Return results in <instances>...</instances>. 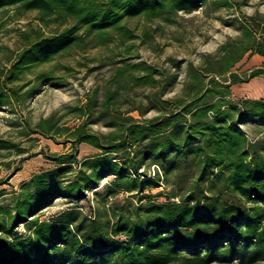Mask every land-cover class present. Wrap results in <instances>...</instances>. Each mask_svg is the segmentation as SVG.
<instances>
[{
	"label": "trees",
	"instance_id": "16d2710c",
	"mask_svg": "<svg viewBox=\"0 0 264 264\" xmlns=\"http://www.w3.org/2000/svg\"><path fill=\"white\" fill-rule=\"evenodd\" d=\"M205 3L232 5L231 0H0V12L10 7L35 10L44 25H56L48 36L37 33L32 41L31 36H23L25 46L10 66L7 81L20 80L23 71L51 62L74 47L106 45L115 38L121 43L133 40L137 36L123 24L126 18L170 20L176 12H188ZM246 18L250 21L241 23V35L220 47L216 59L219 66L214 68L207 61L203 67L214 76L207 83H197L187 101L168 108L172 100L161 99L158 92L152 103L161 115L145 123L129 116L118 118L120 122L110 133V150L125 149L150 137L152 148L144 157L136 160L126 150L121 162L96 158L90 172L81 170L66 184L51 183L50 179L68 168L34 174L27 183L32 191L23 185L11 208L0 207V264H54L59 259L88 264L95 256L102 257L99 264H210L264 256V138L250 141L236 125L245 118L264 119V99L233 102L224 97L230 93V83L242 81L233 72L227 78L225 74L244 53L252 50L264 55V22ZM132 67L142 72L137 76L139 84L154 86L155 67L142 63ZM188 72L197 81L191 65ZM36 80L50 81L51 77L40 72ZM116 93V89L107 90L101 115L112 109ZM11 96L0 93V105ZM91 105L89 99L72 108L75 115L87 117L71 134L78 141L103 149L98 136L83 130L93 113ZM37 127L42 134L60 135L68 129L52 130L48 119ZM168 130L177 134L158 142L160 134ZM4 143L0 139V148ZM151 157L156 158L165 176L178 173L180 158H192L188 162L194 168L193 179L179 202L151 203L135 220L118 214L112 224L92 210L85 212L82 204L59 212L49 221L39 219V213L55 199L82 200L85 189L107 175L126 177L131 171L138 176L130 177L131 188L140 185L142 191V183L149 179L138 174L139 169ZM175 177L178 179L177 174ZM20 225L24 234L17 230Z\"/></svg>",
	"mask_w": 264,
	"mask_h": 264
},
{
	"label": "rangeland",
	"instance_id": "374dc122",
	"mask_svg": "<svg viewBox=\"0 0 264 264\" xmlns=\"http://www.w3.org/2000/svg\"><path fill=\"white\" fill-rule=\"evenodd\" d=\"M235 1L240 5L237 6ZM231 3L228 7L205 3L188 12H176L170 20L143 16L126 18L123 24L137 36L133 40L121 43L115 38L106 45L74 47L60 53L51 62L23 71L21 79L12 83L7 81V75L17 53L25 46L23 36H31L30 41L37 33L48 36L56 25H44L37 19L35 10L10 7L0 12V93L12 95L0 105V139L5 141L0 148V207L11 208L23 185L32 191L27 183L34 174L68 168L50 179L51 183L66 184L81 170L90 172L96 158L121 162L126 150L136 160L144 157L152 148L150 137L125 149L110 150V133L120 122L118 118L129 116L145 123L162 114L153 107L155 93L160 92L161 99L172 100L167 104L169 108L187 101L197 83H207L214 76L203 67L207 61L214 68L219 66L216 59L220 47L241 35V23L250 21L246 17L264 22V0H231ZM134 63L152 65L158 70L154 75V86L139 84L137 76L142 72L132 67ZM189 65L197 81L189 76ZM255 71L260 73L251 76ZM40 72H46L51 80L37 81L36 74ZM231 72L242 81L230 83V93L224 97L233 102L264 99V55L252 50L245 52L225 77ZM113 89L117 93L112 109L101 115L105 94ZM89 99L93 113L83 130L98 136L105 147L103 149L78 141L71 134L87 117L75 115L72 108L84 105ZM43 119L49 120L52 130L68 129L60 135L53 132L42 134L37 124ZM236 125L250 141L264 138V119L245 118ZM175 134L177 132L165 131L160 134L158 142ZM188 159L191 161L192 158L188 157L187 161L180 158L178 173L170 172L165 176L155 163L156 158H147L138 173L149 179L142 183V191L140 185L131 188L130 177H138L131 171L126 177L107 175L95 185L88 186L82 200L55 199L39 213V219L49 221L59 212L82 204L85 212L92 210L111 224L118 214L124 219L135 220L151 203L179 202L180 195L193 179L194 168ZM17 230L24 234L25 228L20 225ZM101 259L95 256L88 264H99ZM54 264L78 263L59 259ZM210 264H264V256L253 260L236 257L229 262L213 261Z\"/></svg>",
	"mask_w": 264,
	"mask_h": 264
}]
</instances>
